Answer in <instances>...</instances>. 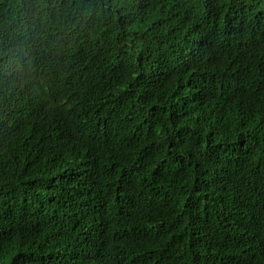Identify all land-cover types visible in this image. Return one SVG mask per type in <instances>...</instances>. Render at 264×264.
I'll list each match as a JSON object with an SVG mask.
<instances>
[{
    "label": "trees",
    "instance_id": "1",
    "mask_svg": "<svg viewBox=\"0 0 264 264\" xmlns=\"http://www.w3.org/2000/svg\"><path fill=\"white\" fill-rule=\"evenodd\" d=\"M0 264H264V0H0Z\"/></svg>",
    "mask_w": 264,
    "mask_h": 264
}]
</instances>
